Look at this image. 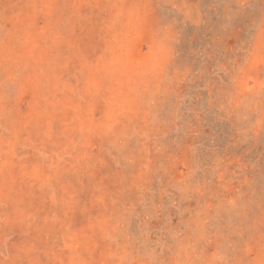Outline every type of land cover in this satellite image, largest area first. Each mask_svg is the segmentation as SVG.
I'll return each instance as SVG.
<instances>
[{"label": "rangeland", "instance_id": "rangeland-1", "mask_svg": "<svg viewBox=\"0 0 264 264\" xmlns=\"http://www.w3.org/2000/svg\"><path fill=\"white\" fill-rule=\"evenodd\" d=\"M0 264H264V0H0Z\"/></svg>", "mask_w": 264, "mask_h": 264}]
</instances>
